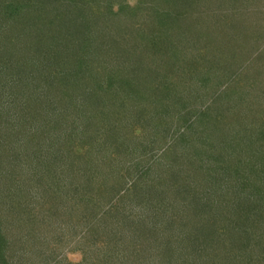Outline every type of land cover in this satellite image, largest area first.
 <instances>
[{"label":"trees","instance_id":"1","mask_svg":"<svg viewBox=\"0 0 264 264\" xmlns=\"http://www.w3.org/2000/svg\"><path fill=\"white\" fill-rule=\"evenodd\" d=\"M124 1L0 0V264H69L53 246L45 247L48 262L37 250L35 257L16 252L21 241L10 217L26 206L39 212L27 225L64 215V232L92 264H264V125L248 123V161L207 138L200 147L219 154L186 166L184 150L158 156L157 145L175 133L154 127L152 146L143 144L126 133L115 107L124 99L134 126L139 118L149 123L142 103L162 120L179 100L169 93L144 99L134 78L145 64L156 76L164 66L165 76L178 68L194 78L202 60L212 59L226 73L212 75L231 79L232 54L219 62L202 50L230 41V27H244L246 12L264 13V0ZM261 20L240 36L251 45L242 63L254 64V80L264 68V51L253 45L264 34ZM16 125L25 130L20 136ZM35 134L50 155L54 144L61 147L43 167L25 164L40 152ZM34 231L28 228L29 237L39 241Z\"/></svg>","mask_w":264,"mask_h":264},{"label":"rangeland","instance_id":"2","mask_svg":"<svg viewBox=\"0 0 264 264\" xmlns=\"http://www.w3.org/2000/svg\"><path fill=\"white\" fill-rule=\"evenodd\" d=\"M124 4L136 6L137 0H125ZM116 8L117 6H114V9ZM215 16L216 18L219 17L217 14H215ZM241 17L240 21L244 27H236L234 29L230 27L228 36L230 41H225L223 43L220 41L221 44L214 45L212 49H203L204 47H202L203 55L211 56L219 62V56L223 59L228 57V54H232L233 63H228L232 64L230 71H232L233 74L231 79L228 77L225 78V76L217 77L212 75V73L226 74L223 71H218V68L220 67L217 66L212 59L206 61H204L205 59L202 60L204 65L203 69L194 78L185 76L183 70L178 68L175 70L177 76H165L164 73L168 74L169 71H167L164 66L161 68L162 73L159 76H156L154 72L147 71V65L145 64L143 66V73L134 78L142 91L144 99L146 100L149 97L153 98L154 96L159 98L162 95L169 93V95L165 97L177 96L179 100L172 109H169L170 111L163 113L167 117L162 120L156 118V113L159 112L157 108L142 103L141 105L147 108L148 112L146 114L150 115L148 120L149 123H145L143 118H139L137 124L134 126L131 125V122H134V117L131 121L126 118V115L129 116L131 114L129 109H126L127 102L123 104V102H125L124 99L120 100L119 104L122 103V105L120 107L116 105L115 107L117 108V111H121L118 113L120 118L124 115V122L122 121L120 123L123 125V128L127 129L126 133H133L140 138L136 140L152 146L153 137H148L150 133H152V128L155 127L156 130H159L160 128H164L165 130L170 129V133H175V137L167 141L164 145H157L158 156L161 158H170L173 157L175 153L179 154V150H184L181 154L182 158L180 159V163L186 166H192L197 161L199 162L200 156L211 159L219 154L214 152L210 153L209 151H205L203 147H200V145H203L207 141V138L208 142H211L212 144L216 139L217 141H215L214 144H218L219 141L222 142L221 144H223V142L228 144L230 149L228 151L229 155L226 156H231L235 160L238 156L246 159L245 156H247L250 153V150H252L248 137L250 135L249 130L252 127L248 123L260 124V126H262L261 124L264 125V68L261 67L262 73L258 76L257 80H254L257 76L250 77V72H254L256 68L252 62L250 65H247L246 63H242V61L249 55L251 45L249 43H243L240 36L248 30L247 24L251 21H260L263 19L264 13L258 10H253L244 13ZM187 22V20L184 21V23ZM213 23L215 24V22ZM223 29L227 30L226 24L223 26ZM189 32L192 34L191 37L195 38L198 29L193 28L190 29ZM218 34L219 31H217V35ZM251 35V32L245 34V39L248 42ZM263 42L264 34H262L258 38V41L254 42L253 45H260L258 49L264 51ZM178 48L179 45L177 43L173 50ZM212 66L214 67L212 68ZM214 68H217L218 72H216ZM209 74L211 76H209ZM183 76H185V78H183ZM214 103H218V105L213 106ZM239 116L240 118L243 117L250 121H245L240 126ZM14 130L19 132V134L17 131L15 132L16 136H20L25 132L23 127L17 125L14 127ZM66 133L67 130L64 129L63 136L66 135ZM157 133L159 134V132ZM231 134H233V141H231ZM34 138V143L38 144L40 152L37 151L38 153H35L34 157L30 156L32 159L28 160L25 164L30 166V162H34V165L39 164L38 166L43 167L44 163L48 161L47 159H50L54 154L58 153V150H60L61 147L54 144L53 149L50 150V155L48 149H46L47 143H44L45 138L42 140L41 135L39 134H35ZM184 139L193 144H190L191 146L188 147L176 146L178 140L185 142ZM4 142L5 141H2V143ZM197 147H200V150ZM29 153H31V151ZM135 160H137V158H135ZM246 161L248 160L246 159ZM31 171H34V169ZM40 171H42V169H40ZM158 172L161 173V171ZM197 172L195 170V174L199 175ZM242 174L243 172L240 175ZM20 200L23 204V198ZM24 205L26 204L24 203ZM26 208L28 209L27 211L21 209L20 213L13 212L11 215L12 218L10 217L14 225L10 231H12L14 237H18L19 242L21 241L19 245L16 246L18 247L16 250L17 253L20 251L24 254L31 252V254H34L33 257H35L37 250L39 253V259L47 261L48 251L45 248L47 245L51 247L53 246L58 250L59 257H62V263L67 262L69 264H78L81 262L82 264H92L89 259L88 250L85 254L80 247H74L70 237L64 232V230L68 231L66 223L63 224L62 221L64 215L60 216L61 219L59 218V221L54 220L53 217L49 219L47 217L48 214L46 213L47 215H42L40 217L41 223L38 222L40 225H37L35 222L30 223L31 225H27L25 220L39 212H35L36 209L31 210L28 206H26ZM31 213L33 214L30 216ZM44 217H47L48 220L43 223L42 220ZM31 219L34 221L33 217H31ZM28 228H35L34 232L39 235V241H34L29 237L30 232L28 233ZM38 230L39 232H37ZM70 231H72V228H69V232ZM24 240L27 241V244L24 243L25 246L19 250V246L22 245ZM59 243L62 248L59 246ZM84 256L85 259L83 258ZM44 258L46 259L44 260ZM37 261L42 264L40 260ZM21 262L22 261H19V263ZM23 262L24 263L21 264H25V261Z\"/></svg>","mask_w":264,"mask_h":264}]
</instances>
